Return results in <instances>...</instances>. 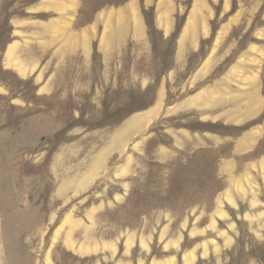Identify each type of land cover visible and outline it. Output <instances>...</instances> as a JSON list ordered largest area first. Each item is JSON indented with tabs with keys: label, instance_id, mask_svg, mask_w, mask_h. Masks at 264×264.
<instances>
[{
	"label": "rangeland",
	"instance_id": "obj_1",
	"mask_svg": "<svg viewBox=\"0 0 264 264\" xmlns=\"http://www.w3.org/2000/svg\"><path fill=\"white\" fill-rule=\"evenodd\" d=\"M181 233L264 264V0H0V264Z\"/></svg>",
	"mask_w": 264,
	"mask_h": 264
},
{
	"label": "crops",
	"instance_id": "obj_2",
	"mask_svg": "<svg viewBox=\"0 0 264 264\" xmlns=\"http://www.w3.org/2000/svg\"><path fill=\"white\" fill-rule=\"evenodd\" d=\"M201 3V2H200ZM196 13V11H195ZM136 25H137V31H139L142 35H140V37L145 36V32L147 29L146 26L143 23V20L141 18H136ZM166 19L164 18V16L159 17V29L161 31H163L164 36L166 38H169L172 34L173 31L175 30L174 26L172 24H170L171 20H168L167 25L164 27ZM190 24L187 25V30L188 31L191 28V22H189ZM203 28H204V35H207V30H208V23H207V19L203 20V24H202ZM192 29V28H191ZM189 32L184 33L182 38V41L179 43V46L181 45L184 46V36H187ZM196 41H199V39H196ZM225 218L227 216H224ZM208 232L207 230H205V234L203 237H208ZM233 234V233H232ZM232 234H230L232 236ZM227 236H229V233L227 234ZM163 241L161 242L160 240H156L155 237L150 238V237H141V236H130L127 239V245L124 246V248L126 249V254L123 257L122 253L119 252V249L116 250V247H113L114 251L113 254H116L117 257H123L121 259H117L114 264H145L147 263L146 260H134L132 259V253L134 251H139L140 254H144L145 256H150L152 253L153 248H155L156 243L158 244V248L161 249L162 253L164 255H162V257H157V258H152L150 261V264H195L196 263V257L202 253V251H207L206 250V245H208V240L204 239L203 243L201 242V244H204V246H198L195 247L193 249H185L184 250V242H185V236L181 233V236H179V238H164L166 237V235H163ZM191 239H194V236L191 237ZM210 244L208 245V249H209ZM142 258V257H141Z\"/></svg>",
	"mask_w": 264,
	"mask_h": 264
},
{
	"label": "trees",
	"instance_id": "obj_3",
	"mask_svg": "<svg viewBox=\"0 0 264 264\" xmlns=\"http://www.w3.org/2000/svg\"><path fill=\"white\" fill-rule=\"evenodd\" d=\"M252 247H250L248 249L249 251V254H251V257L252 259H259L258 257L254 256V252L252 251ZM245 254V252L242 250H238V249H235L234 251H232L229 255V264H237V263H240L241 260L243 259V255Z\"/></svg>",
	"mask_w": 264,
	"mask_h": 264
}]
</instances>
